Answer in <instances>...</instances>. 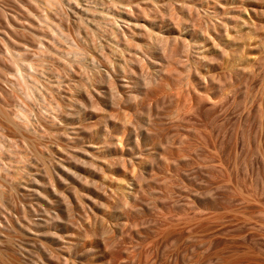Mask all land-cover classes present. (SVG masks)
<instances>
[{"label":"rangeland","instance_id":"374dc122","mask_svg":"<svg viewBox=\"0 0 264 264\" xmlns=\"http://www.w3.org/2000/svg\"><path fill=\"white\" fill-rule=\"evenodd\" d=\"M0 264H264V0H0Z\"/></svg>","mask_w":264,"mask_h":264}]
</instances>
